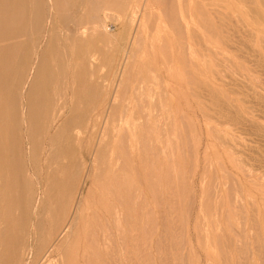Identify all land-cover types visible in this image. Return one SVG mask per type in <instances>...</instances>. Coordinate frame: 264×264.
Returning a JSON list of instances; mask_svg holds the SVG:
<instances>
[{"label": "rangeland", "instance_id": "obj_1", "mask_svg": "<svg viewBox=\"0 0 264 264\" xmlns=\"http://www.w3.org/2000/svg\"><path fill=\"white\" fill-rule=\"evenodd\" d=\"M17 1L0 191L31 204L1 264H264V0Z\"/></svg>", "mask_w": 264, "mask_h": 264}, {"label": "bare ground", "instance_id": "obj_2", "mask_svg": "<svg viewBox=\"0 0 264 264\" xmlns=\"http://www.w3.org/2000/svg\"><path fill=\"white\" fill-rule=\"evenodd\" d=\"M33 1V3H34V5L38 8V7H40L41 8V6H39L40 4H42V3H45V4H47V3H49V4H51V7H54L55 5H56V3L57 2H55V0H47V1H44V0H32ZM68 2V1H67ZM106 4H107V2H105ZM110 3V2H109ZM105 4V5H106ZM21 5H19V1H17V0H0V38H2V39H4V41H6L7 40V38H9L10 37V33H12V31H14V30H19V22L22 20V18H23V16H22V12H23V10H22V8L20 7ZM33 6V5H32ZM48 6V5H47ZM107 7L105 8V10L104 11H106L105 13H106V18H104V19H101V22H100V26H98V27H94V29H93V31H98V32H101V31H105V25H107L106 24V20H107V18L108 19H112L113 21H115V22H117V23H120V20L122 19V15L120 14L121 12L120 11H118V12H116V10H115V8L113 7V8H111L110 7V5L108 6V5H106ZM43 7V6H42ZM48 8H49V6H48ZM251 8V7H250ZM47 10V9H46ZM215 10V9H214ZM52 11V10H51ZM217 11V10H216ZM255 11V10H254ZM107 12H109V14L107 13ZM120 12V13H119ZM51 14V13H50ZM223 14V13H222ZM31 18V17H30ZM238 18V17H237ZM236 18V19H237ZM240 18V17H239ZM227 19V18H226ZM229 21H230V19H228ZM240 20V19H239ZM49 21V20H48ZM179 21V20H178ZM206 22H207V20H206ZM224 22V21H223ZM232 22V21H231ZM30 23V22H29ZM208 23V22H207ZM225 23V22H224ZM240 23H243V22H240ZM244 24V23H243ZM243 24H242V26H243ZM200 25V24H199ZM245 25V24H244ZM82 26V25H81ZM229 26V25H228ZM240 26V25H239ZM238 26V27H239ZM201 27H203V26H201ZM224 27H226V26H224ZM236 27V26H235ZM204 29H205V27H204ZM111 30V29H110ZM110 30H109V32H110ZM229 30V29H228ZM245 30V29H244ZM226 32V31H225ZM245 32H247V30L245 31ZM87 33V32H86ZM94 33V32H93ZM235 33V32H234ZM233 33V34H234ZM247 35H248V33H247ZM251 34H249V36H250ZM45 36H46V34H45ZM111 36V35H110ZM237 37V36H236ZM86 38V37H85ZM214 38V37H213ZM262 40V39H261ZM264 40V39H263ZM97 40L95 39V42H96ZM238 41V40H237ZM76 42V41H75ZM242 43H244V42H242ZM263 43V42H262ZM75 44V43H74ZM241 44V43H240ZM252 44V43H251ZM250 44V45H251ZM83 45V44H82ZM243 45H245V44H243ZM262 45V44H261ZM248 46V45H247ZM228 47V46H227ZM237 47V46H236ZM123 48V47H122ZM253 48V47H252ZM263 48V47H262ZM121 49V48H120ZM237 50V49H236ZM234 51V50H233ZM240 51H241V49H240ZM247 52V51H246ZM255 52V51H254ZM257 53V52H256ZM14 54V53H13ZM245 54V53H244ZM248 54V53H247ZM255 55H257V54H255ZM11 56V55H10ZM258 56V55H257ZM100 57V56H99ZM243 57V56H242ZM16 58V57H15ZM246 58V57H245ZM253 58H254V56H253ZM256 58V57H255ZM6 59V58H5ZM248 60V59H247ZM260 61V60H259ZM11 62H13V61H11ZM245 62V61H244ZM249 62V61H248ZM251 62V61H250ZM3 63V62H2ZM257 63V62H256ZM13 64V63H12ZM258 64V63H257ZM118 65V64H117ZM258 65H260V64H258ZM0 68H2V67H0ZM117 68V67H116ZM112 70H113V68H112ZM113 72V71H112ZM92 73V72H91ZM15 74H16V72H15ZM93 74V73H92ZM92 74H90L91 76H92ZM242 75V74H241ZM114 76V75H113ZM244 76V75H243ZM93 77V76H92ZM94 78V77H93ZM241 78V77H240ZM255 78V77H254ZM256 79V78H255ZM93 80V79H92ZM90 81V80H89ZM92 82V81H91ZM28 83V82H27ZM96 83V82H95ZM261 84V83H260ZM26 87V86H25ZM94 88V87H93ZM8 89H9V87H8ZM90 94V93H89ZM25 102V101H24ZM89 103V102H88ZM24 106H26V104L24 105ZM23 106V107H24ZM26 109V108H25ZM23 112H25V111H23ZM24 114V113H23ZM25 115V114H24ZM48 119V118H47ZM144 125V124H143ZM65 132V134H66V129L64 130ZM65 134H63V136L65 135ZM61 135V134H60ZM70 143V142H69ZM0 155H1V150H0ZM244 163V162H243ZM247 164V163H246ZM250 166V165H249ZM92 170V169H91ZM90 170V171H91ZM57 171V170H56ZM60 172H62V171H60ZM59 172V173H60ZM92 173V172H91ZM61 174H63V173H61ZM93 174V173H92ZM60 175V174H59ZM72 175H74V174H72ZM19 176V175H18ZM88 176V175H87ZM74 177V176H73ZM73 177H71V178H73ZM62 178V177H61ZM88 178V177H87ZM91 178H92V176H91ZM91 178H88V179H90V180H92ZM94 178V177H93ZM37 181V180H36ZM12 184H7L6 185V187L4 188V191H0V198H2V199H0V222H2L1 220V216L2 215H5V217L6 216H9V214L11 213V212H13L14 210H16L17 211V213L19 214H22L26 209H25V206H26V204H28V206H29V204H31V198L27 195V194H24L23 193V191L21 192V193H19L16 197H14L13 195H12V193H13V186H14V183L13 182H11ZM111 186V185H110ZM93 188V187H92ZM112 188V187H111ZM115 188H116V186H115ZM92 190V189H91ZM110 191V190H109ZM123 191V190H122ZM124 193V192H123ZM137 194V193H136ZM44 195H46V194H44ZM4 196V197H3ZM82 196H85V195H83L82 194ZM47 197V196H46ZM125 197V196H124ZM81 198V197H80ZM79 198V199H80ZM39 199V198H38ZM78 199V201H80ZM89 199H91V198H89ZM241 199V198H240ZM81 200H83V199H81ZM86 200V199H85ZM85 200H84V203H85ZM238 200V199H237ZM88 201V200H87ZM95 201V200H94ZM102 201V200H101ZM108 201V200H107ZM109 202V201H108ZM79 203V202H78ZM77 203V204H78ZM87 203H89V202H87ZM110 203V202H109ZM115 203H116V201H115ZM49 204V203H48ZM83 204V203H82ZM82 204H79V206L78 207H76V208H78V209H76V215H74V220H73V222L71 223V229L74 231V226H76V223H77V221H78V219H79V217H80V215L82 214L81 213V211H82V209L84 210V208H82L81 209V207H82ZM52 205V204H51ZM76 205V204H75ZM86 205V204H85ZM84 205V206H85ZM88 205V204H87ZM119 205V204H118ZM92 206H93V204H92ZM89 207V206H88ZM36 208V207H35ZM47 208V207H46ZM49 208V207H48ZM86 209H88L87 208V206L85 207ZM127 208V207H126ZM130 208V207H129ZM133 209V208H132ZM36 210V209H35ZM34 210V211H35ZM45 210V209H44ZM123 210V209H122ZM128 210V209H127ZM38 211L39 210H37V217H39V215H41L40 213H38ZM87 211V210H86ZM26 212V211H25ZM71 213V212H70ZM81 213V214H80ZM25 214V213H24ZM82 217H83V215H81ZM57 217V216H56ZM91 217V216H90ZM120 218L122 217V215L121 216H119ZM86 218H87V216H86ZM93 218V217H92ZM135 218V217H134ZM70 219V218H69ZM89 219H91V218H89ZM94 219V218H93ZM122 219V218H121ZM69 221V220H68ZM92 221V220H91ZM79 222H80V220H79ZM120 223H121V221H119ZM68 223V222H67ZM87 224V223H86ZM143 224V223H142ZM42 225V224H41ZM85 225V224H84ZM69 226V225H68ZM88 227H90V226H88ZM87 225H86V230H87ZM69 228V227H68ZM125 228V227H124ZM41 229V228H40ZM80 229V228H79ZM92 228L90 227V230H91ZM120 229V228H119ZM126 229V228H125ZM65 230V229H64ZM62 231L60 234H59V238H61V240L63 239V237L65 236V234H64V232L65 231ZM69 230H70V228H69ZM68 230V231H69ZM5 232V233H4ZM72 232V231H71ZM81 232V231H80ZM87 232H89V229H88V231ZM86 233V232H85ZM69 234H71V233H69ZM83 234V233H82ZM87 234V233H86ZM85 234V235H86ZM95 235H96V233H94ZM89 235V234H88ZM87 235V236H88ZM94 235V236H95ZM25 236H26V233H25V229H23V226H22V222H21V220H17V223H15L14 224V226H11V225H8V224H6V225H1L0 224V252H2V250L4 249V246L6 245V247H7V256L9 257L10 255H15V253L17 252V250L19 251L20 249H21V240H23L24 238H25ZM93 236V237H94ZM78 237H79V234H78ZM127 237V236H126ZM31 239V238H30ZM68 239V238H67ZM121 239V238H120ZM58 240V239H57ZM80 240V239H79ZM95 241V240H94ZM241 241V240H240ZM56 242V241H55ZM78 242V241H77ZM81 242V241H80ZM49 243V242H48ZM57 243H58V246H60L59 248L60 249H62L63 247H62V241L59 243V242H56V244L55 245H57ZM64 243H67V242H64ZM79 243V242H78ZM241 243V242H240ZM100 244V243H99ZM49 245V244H48ZM65 245V244H64ZM69 245V244H68ZM244 245V244H243ZM66 246V245H65ZM90 247V246H89ZM89 247H87L86 246V248H89ZM113 247V246H112ZM58 248V247H57ZM57 248H56V250H57ZM81 248V247H80ZM106 249V248H105ZM130 249V248H129ZM24 250H26V249H24ZM30 250V249H29ZM37 250V249H36ZM63 250V249H62ZM80 250V249H79ZM256 250V249H255ZM81 251V250H80ZM88 251V250H87ZM59 252V251H58ZM60 252H62V251H60ZM59 252V253H60ZM79 252V251H78ZM238 252V251H237ZM27 253H28V251H27ZM34 253V252H33ZM122 253V252H121ZM124 253V252H123ZM24 254V253H23ZM26 254V253H25ZM32 255H34V254H32ZM58 256H59V254H58ZM68 256V255H67ZM79 256H81V255H79ZM260 256V255H259ZM8 257H4V255L3 256H0V264L2 263V261H3V259H5V258H8ZM29 257V256H28ZM25 258V257H24ZM32 258H35V261H34V263L33 264H38V263H40L41 262V259H42V257L41 256H39V255H37V254H35V256H32ZM69 258V257H68ZM71 258V257H70ZM92 258V257H91ZM30 259H31V257H30ZM64 259V258H63ZM79 259H80V257H79ZM79 259H78V261H79ZM29 260V259H28ZM71 259H69V261H70ZM72 260H73V258H72ZM25 261H26V258H25ZM31 261V260H30ZM68 261V260H67ZM77 262V261H76ZM82 262V261H81ZM26 264H28V262H26ZM82 264H83V262H82ZM122 264H123V262H122Z\"/></svg>", "mask_w": 264, "mask_h": 264}]
</instances>
